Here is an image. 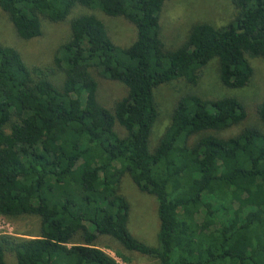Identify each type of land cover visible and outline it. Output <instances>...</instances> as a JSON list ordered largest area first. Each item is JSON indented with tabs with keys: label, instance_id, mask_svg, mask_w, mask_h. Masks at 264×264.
I'll return each mask as SVG.
<instances>
[{
	"label": "trees",
	"instance_id": "trees-1",
	"mask_svg": "<svg viewBox=\"0 0 264 264\" xmlns=\"http://www.w3.org/2000/svg\"><path fill=\"white\" fill-rule=\"evenodd\" d=\"M164 1L0 0L23 39L40 34V19L62 21L74 6L121 16L135 29L119 47L94 14L75 15L45 67L27 66L0 42V216L39 221L31 237L0 234V264H119L97 247L99 235L157 264H264V99L255 107L261 128L222 137L245 117L238 100L182 94L148 149L154 87L174 79L194 86L213 58L221 85L247 84L249 58L264 59V0H230L232 21L195 23L174 50L159 38ZM95 73L126 94L100 104ZM124 174L155 199V246L127 230L129 205L118 191Z\"/></svg>",
	"mask_w": 264,
	"mask_h": 264
},
{
	"label": "rangeland",
	"instance_id": "rangeland-1",
	"mask_svg": "<svg viewBox=\"0 0 264 264\" xmlns=\"http://www.w3.org/2000/svg\"><path fill=\"white\" fill-rule=\"evenodd\" d=\"M80 13H92L105 27L110 40L119 47L129 45L135 37L134 26L121 16H107L94 9L74 6L69 14L59 22L40 19V34L30 39L18 37L7 15L0 9V42L14 47L29 67H45L53 65V58L59 46L69 37V20ZM235 9L230 0H165L159 12V38L163 49L174 50L186 39L191 26L195 23H207L214 27L224 26L233 20ZM213 58L200 70L199 78L194 86L182 79H174L153 88V98L157 109V117L148 137V149L151 151L157 144L160 135L170 121V114L177 99L187 92L204 99L234 97L245 111L244 119L217 133L227 137L237 133L244 125L261 128L255 107L264 99V59L249 58L252 74L247 84L240 88H228L221 85L218 79L217 63ZM58 70V69H56ZM54 77L60 81L61 73L56 71ZM97 81V101L109 107L111 103L126 94V87L115 81L94 75ZM53 83V78H50ZM56 84V82L54 81ZM121 133V132H120ZM119 193L126 199L129 210L127 230L137 240L146 245H156L158 221L155 211V199L140 192L130 178L124 174L120 178ZM39 221L34 215H21L14 218L0 216V234L17 237H31L38 233ZM98 248L112 256L119 264H125L117 258L113 251L117 250L129 258V264H157L156 259L146 255L124 250L115 240L99 235L96 239ZM9 263L11 257L7 256Z\"/></svg>",
	"mask_w": 264,
	"mask_h": 264
}]
</instances>
